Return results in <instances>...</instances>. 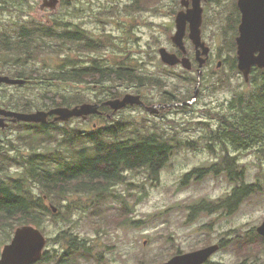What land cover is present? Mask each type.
<instances>
[{"label":"rangeland","instance_id":"rangeland-1","mask_svg":"<svg viewBox=\"0 0 264 264\" xmlns=\"http://www.w3.org/2000/svg\"><path fill=\"white\" fill-rule=\"evenodd\" d=\"M43 1L28 0L23 11H0L1 29L12 32L17 24L32 19L47 24L77 25L89 36L103 40L105 46L100 51L71 52L69 56L75 58L76 65L91 64L93 57L106 64H133L141 72L161 78L165 89L178 98L191 99L194 95L197 83L185 82L180 74L197 77L196 70L186 73L181 66H166L159 54L162 46L175 49L171 35L175 32L174 18L180 0H69L54 11L41 9ZM225 14L227 11L221 14L216 9L208 13L204 32L213 48V60L205 64L197 100L186 110L169 108L154 114L141 106H129L116 112L111 121L104 118L107 115L69 121L72 128L81 132L121 121L133 131L165 133L194 141V147L186 145L176 150L158 178L142 168L125 172L123 181L102 196L56 194L45 199L47 206L52 203L59 210L58 214L48 213L39 227L47 237L45 259L39 264H62L61 258L66 264H158L178 253L221 242L223 246L209 264H264V243L258 237H250L264 221V160L254 150L230 149L247 171V181H259L263 186L231 213L221 209L192 214L191 209L201 201H219L232 192L236 183L230 182L226 173H210L203 178L192 175L184 181L194 169L209 167L220 160L222 144L215 143L214 150L208 147L210 130L218 126L215 113L227 110L237 93L255 86L251 79L245 81L238 68H232L236 56L230 50L235 52L236 46L223 34ZM219 60H223L221 67L217 66ZM61 62L60 58L47 57L31 62L29 67L54 70ZM4 63L0 59L2 70L6 69ZM94 80L81 84L44 80H30L25 85L4 84L0 85V98L14 96L23 101L33 98L32 111L48 109L35 106V103L43 105L41 95L47 91L67 95L79 92L90 99L85 102H97L98 96H105L101 90L106 87ZM116 85L123 95L141 94L148 105L160 103L164 98L165 89L155 85L141 90L128 82ZM105 112L108 114L110 110ZM8 130L10 136L19 131L16 127ZM0 136L5 139L6 134ZM52 145L58 146L57 142ZM34 193L44 196L37 186ZM16 228L6 243L11 241ZM71 239L85 243L88 252L79 245L78 253H69L74 249L67 244ZM6 243L0 242V257Z\"/></svg>","mask_w":264,"mask_h":264},{"label":"trees","instance_id":"trees-1","mask_svg":"<svg viewBox=\"0 0 264 264\" xmlns=\"http://www.w3.org/2000/svg\"><path fill=\"white\" fill-rule=\"evenodd\" d=\"M26 5L28 0H0V11H23ZM104 46L103 40L89 36L77 25L71 27L60 22L47 24L32 19L17 24L12 32L0 27V59L5 60L2 65L6 68L0 69V74L25 78L28 82L44 80L81 84L95 79L102 87H106L101 90L105 96H98L97 102L124 96L116 84L126 82L136 85V90L151 85L165 89L166 84L161 78L145 74L133 64H106L93 57L91 64L79 66L75 58L69 56L71 52L100 51ZM47 57H57L62 62L54 70L29 67L31 62ZM236 62L237 58L233 60V69L237 68ZM180 77L185 82L195 84L198 81L193 75L180 74ZM251 80L255 83L253 89L237 93L229 101L227 110L215 113L218 126L210 130L208 147L214 150L215 143L222 144L220 160L209 167L194 169L184 179L187 181L192 175L203 178V175L210 173H226L229 181L236 185L229 195L219 201L204 200L192 205V214L213 213L221 209L231 213L263 189L261 182L247 181V171L240 166L239 157L230 150H254L257 157L264 160V69L254 67ZM41 99L43 105L35 103V106L48 109L90 100L83 93L67 95L58 91H47L41 95ZM186 100L190 99H180L174 92L165 89L162 102ZM34 102L33 98H27L26 101L14 96L3 100L0 98V104L7 108L25 112L33 110ZM179 108L186 110L188 107ZM102 110V114L89 118L93 120L107 115L104 118L111 121L115 113L107 106ZM109 110L111 116L105 112ZM10 127L19 130L16 136H10L8 128L0 129V133L6 134L5 139L0 136V242L4 243L11 238L17 226L34 224L41 228L46 215L52 212L45 204L48 197L56 194L102 196L123 181L125 172L142 168L158 178L176 150L186 145L194 147V141L165 133L133 131L121 121L84 132L72 128L69 121L53 122L52 117L47 124L20 122L11 123ZM53 142H57L58 146H53ZM34 186L44 196H35ZM250 237H258L264 243V238L256 232ZM67 244L74 248L72 252L78 253L79 245L88 252L85 243L71 239L67 240ZM44 259L45 255L39 263ZM59 261L66 264L63 258Z\"/></svg>","mask_w":264,"mask_h":264},{"label":"water","instance_id":"water-1","mask_svg":"<svg viewBox=\"0 0 264 264\" xmlns=\"http://www.w3.org/2000/svg\"><path fill=\"white\" fill-rule=\"evenodd\" d=\"M60 0H44L41 8L49 7L56 10ZM243 20L240 24V35L237 37V66L242 72L245 81L250 80L254 66L264 68V0H240L239 3ZM201 0H193V8L188 12L181 11L177 16V32L173 41L186 53L183 37L186 32L187 21L191 23L190 37L193 39L198 61V82L191 100L174 103H157L147 105L140 94L126 93L123 97L109 98L101 103L83 102L75 106H56L50 109H37L32 112H24L8 109L0 106V128L5 129L10 119L13 123L28 122L36 124H47L50 117L53 122H67L72 118L87 119L90 115L101 113L100 108L109 106L114 112L127 106H144L150 113L157 114L160 110L169 107H178L192 104L196 101L201 86V76L204 64L210 53V47L201 39L202 23ZM161 60L168 66L181 64L187 70L193 69V61L187 57H179L167 48L159 49ZM221 62L218 66H221ZM27 82L25 78L12 77L0 74V84L23 85ZM53 212H58V207L50 203ZM257 232L264 237V221L257 226ZM47 244V238L42 230L33 224L18 226L13 238L3 247L0 264H34L38 262ZM220 249V244L215 243L206 247L185 253H178L165 262L158 264H204L210 257Z\"/></svg>","mask_w":264,"mask_h":264},{"label":"flooded vegetation","instance_id":"flooded-vegetation-1","mask_svg":"<svg viewBox=\"0 0 264 264\" xmlns=\"http://www.w3.org/2000/svg\"><path fill=\"white\" fill-rule=\"evenodd\" d=\"M64 1H68V0H60L59 4H61ZM43 3H44V1H43ZM239 3H240V0H201V7L203 10L202 11L203 17H202V23H201V39L206 45H208L210 47V53H209V56L207 57L206 63L213 60L212 59L213 48L209 45L208 41L206 40V33L204 31H205V27L209 21L208 13H210L214 9H216L221 14L223 12L227 11V14H225L223 16V20H222L223 24L225 25V26H223V31H224L223 34L225 35V37L231 38L234 45L236 44V51L235 52H234V50H230V51L237 58V37L240 35L239 27H240V24L243 20V13H242V9H241ZM42 4H41V6H42ZM178 6H179V9L176 11L175 18H174L175 32H174V34L171 35V40L175 45V49H174V51H172V50H169L167 47H165V48H167L170 52L176 53L179 57L187 56L192 61L197 62V59H196L197 58L196 57L197 48H196V45H195L193 39H191V37H190L191 23L189 20L187 21L186 32H185V35L183 37L186 53H184L183 50L173 41V36L177 32V16H178L179 12H181V11L188 12L189 9H192L193 8V0H180V3ZM45 8H49V7H45ZM45 8H43V9H45ZM159 54H160V52H159ZM218 62H223V60H219ZM217 66H218V63H217ZM109 116H111V115H109ZM220 245H221V243H220Z\"/></svg>","mask_w":264,"mask_h":264}]
</instances>
